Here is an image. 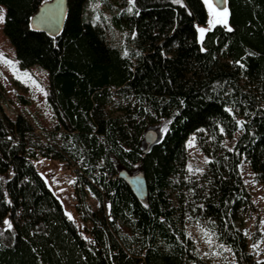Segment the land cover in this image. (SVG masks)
I'll return each instance as SVG.
<instances>
[{"label":"trees","instance_id":"trees-1","mask_svg":"<svg viewBox=\"0 0 264 264\" xmlns=\"http://www.w3.org/2000/svg\"><path fill=\"white\" fill-rule=\"evenodd\" d=\"M44 1L0 0L3 34L21 68L47 71L46 101L59 122L36 133L22 115L9 118L0 85V264H204L186 235V216L205 220L239 264H255L238 225L253 207L242 162L264 186V0H227L233 30L215 25L202 39V0H183L186 7L136 0L139 15L114 12L104 0L113 14L97 23L90 0H67L56 36L31 26ZM117 30L127 34L125 45ZM116 94L126 102H114ZM167 121L168 130L143 148L145 131ZM193 134L211 161L200 176L186 168ZM38 157L78 165L75 208L36 169ZM138 174L147 184L142 199L129 184ZM84 185L97 209L85 204Z\"/></svg>","mask_w":264,"mask_h":264},{"label":"rangeland","instance_id":"rangeland-1","mask_svg":"<svg viewBox=\"0 0 264 264\" xmlns=\"http://www.w3.org/2000/svg\"><path fill=\"white\" fill-rule=\"evenodd\" d=\"M108 1L113 5L114 12L116 8L118 9V11H121L124 7H129L128 0H120L121 3L117 2V0ZM95 4L99 5L98 9L94 8ZM225 7L227 8L226 4L222 8ZM205 8L207 13V20L205 25L199 27H204L209 30L215 25L219 24H214L213 26L209 27V11L206 6ZM0 9L4 10V20L5 8L3 6H0ZM113 11H111L110 8L107 7L104 0H90L87 7V12L90 13L91 20L94 23H97L100 18L105 19V17L108 18L106 20L110 21ZM97 17H99V19H97ZM3 20L0 21V52H3L5 54L6 59L18 61L15 56L14 48L12 47L6 36L3 34ZM220 25H223L227 28L229 27V24ZM116 34L119 43L121 45H125V42L127 41L125 31L117 30ZM199 35L201 36L200 33ZM133 60H135L134 57ZM17 69L18 74L22 77V79H17V76L13 74L12 69L5 63L0 62V85L2 86L4 92V99L1 102L3 112L11 119H15L16 116L22 115L35 128L36 133H40L42 128L46 131L52 130L56 125L59 124V122L51 106L46 101V95H44V92H48L49 87L47 71L37 65L28 68H21L18 64ZM25 71L30 73L31 80L36 81V84H38L40 88H43L44 92H41L36 87V85L32 84L31 80L23 79V73ZM114 102H117V104H122L126 101L124 97L116 94L114 96ZM116 106L111 105V109H115ZM262 107L264 108L263 104ZM148 129L154 131V133L157 135V139L160 138L163 134V129L158 125H151ZM60 131L62 132V130ZM239 134V131L236 132L235 138H237ZM57 135L58 139L60 133L58 132ZM190 139L193 141L191 147L188 146V141ZM141 144L143 148L147 146V142L144 138L142 139ZM186 151L188 154V158L186 161L188 176H200L203 172H189L187 167L188 165H191L193 170H195L196 168H202L204 171L206 166V163H204V158L207 156L199 149L196 143L195 134L191 135L187 139ZM38 161H43V163H38ZM33 163L36 169L41 173L48 185L51 187V189L58 196V198H60L68 208H75L78 203L73 199L75 182L69 183V181L77 180L75 166L78 165L74 164L70 166L72 167L71 169H67L66 166L68 165L64 162L45 157H38L33 160ZM241 175L244 185L249 192L253 207L252 209L249 208L240 216L241 223L238 225V228L246 238L247 252L250 253L251 258L255 260V264H257L258 261L264 260V223H262V221H264V186L255 179L249 165L246 162H242L241 164ZM53 177H55V182H53ZM84 186L86 191L85 204L91 209H97L101 204L100 201L89 190L87 185ZM61 189H63V191H61ZM82 224L86 227L90 225V223H87L86 221H83ZM202 229H207L208 231L213 232V230L205 220L189 216L185 217L186 235L193 240L196 251L202 258L204 264H239L233 254V251L227 252L224 251V249L218 247V245L223 243H221L216 236H214L213 238L212 246H209L206 243V238L204 237ZM123 231L128 232V229L123 228ZM253 244L257 245L255 249L252 247ZM223 245L225 247H229L228 245ZM213 252H218L219 255H212ZM205 253H208V255L205 256Z\"/></svg>","mask_w":264,"mask_h":264},{"label":"snow or ice","instance_id":"snow-or-ice-1","mask_svg":"<svg viewBox=\"0 0 264 264\" xmlns=\"http://www.w3.org/2000/svg\"><path fill=\"white\" fill-rule=\"evenodd\" d=\"M222 2L226 4L227 0H222ZM135 3H136V0H128L129 7L127 8V12H129V13H133L134 12ZM172 3L180 5L181 7H186V5L183 3V0H172ZM203 3L205 4V6L208 8V11H209V16H210V19L208 21L209 27L213 26L214 24H224V25L228 24V20H227V17L229 15L228 8H226V7L225 8H220L218 5H215L213 3V0H203ZM98 7H99L98 4L94 5V8L98 9ZM3 12H4V10L0 9V21L3 20ZM134 14L139 15V11H135ZM189 14L191 15V13H189ZM97 19H99V17H97ZM105 19H108V18L105 17ZM196 30H197V32H199L201 34V39L203 38V34L207 31L206 28L199 27V26H196ZM232 30L233 29L231 27H228V31H232ZM125 35H127V34H125ZM132 35H133V38H135V33H133ZM204 50L205 49H203V48L201 49V51H204ZM123 55L124 56H128V52L125 50ZM137 55H139V53H137ZM249 55H254V53H249ZM0 62H3L6 65H8L12 69L13 74L17 76V79H22V77L18 74V69H17V65L20 63L19 61H13L11 59H6L5 58V54L3 52H0ZM237 63H239V62L237 61ZM23 79L31 80L30 73L25 71L23 73ZM31 83L36 85V87L41 92H44V89L40 88L39 85L36 84V81L31 80ZM44 95H47V93L44 92ZM180 103L183 104L184 102L180 101ZM224 111L226 113H228L229 115H233V108L232 107H225ZM233 118L235 119L234 115H233ZM168 123H171V121H167L166 122V124L164 126V129H163V131H165V132L168 130L167 129V124ZM235 123L240 129H243L245 122L242 121V120H239V119H235ZM219 130H220L221 134H224L225 129L223 127H221ZM200 131H203V129H200ZM9 139H11V137H9ZM192 144H193V141L190 139L188 141V146L191 147ZM223 146H226V144L223 145ZM233 150H234L233 148H228V151H233ZM210 162L211 161L208 159V157L204 158V163L207 164V163H210ZM38 163H43V161H38ZM187 167H188V171L189 172H193V171L199 172V173L203 172L202 168H196L195 170H193L191 165H188ZM53 182H55V177H53ZM74 182H75L74 180L69 181V183H74ZM61 191H63V189H61ZM8 202L11 203V201H8ZM200 207H203V205H201ZM65 215L67 216V218L69 220H74V217L71 215V213H68L66 211ZM262 223H264V221H262ZM4 224L7 225V227L9 229L12 227L11 222L9 220H7V219L4 220ZM81 227H83V225H81ZM202 231H203L204 237L206 238V243L209 246H212L213 238L215 236V233L214 232H210L207 229H202ZM0 234H2V233H0ZM245 234H247V233H245ZM84 239H88V238L84 237ZM89 242L92 243L93 241H89ZM218 247L224 249V251H227V252H231L232 251V249L230 247H225L223 244L218 245ZM252 247L255 249L257 247V245L253 244ZM204 255L206 256V255H208V253H205ZM212 255H219V253L218 252H213ZM257 264H264V262L258 261Z\"/></svg>","mask_w":264,"mask_h":264},{"label":"water","instance_id":"water-1","mask_svg":"<svg viewBox=\"0 0 264 264\" xmlns=\"http://www.w3.org/2000/svg\"><path fill=\"white\" fill-rule=\"evenodd\" d=\"M213 2L221 8L225 6L222 0H213ZM66 13L67 0H46L31 16L30 23L33 28L47 31L51 35L56 36L63 26ZM144 139L147 144H152L157 140V135L154 131L148 129L144 133ZM129 184L136 197L140 199L146 197L147 184L142 174L131 177Z\"/></svg>","mask_w":264,"mask_h":264},{"label":"built area","instance_id":"built-area-1","mask_svg":"<svg viewBox=\"0 0 264 264\" xmlns=\"http://www.w3.org/2000/svg\"><path fill=\"white\" fill-rule=\"evenodd\" d=\"M66 167H67V169H71L72 168L70 166H66ZM75 168L77 170L78 166H75ZM107 177L108 178H113L114 177V174L112 172H109V173H107ZM74 186H75V188H74V198L73 199L78 202L77 203V205H78L80 203V195H79V193L77 191L78 190V187L80 186L78 180L75 181ZM87 223H89V222H87Z\"/></svg>","mask_w":264,"mask_h":264}]
</instances>
